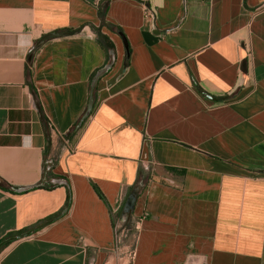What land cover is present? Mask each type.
<instances>
[{"label":"crops","instance_id":"0c3cea01","mask_svg":"<svg viewBox=\"0 0 264 264\" xmlns=\"http://www.w3.org/2000/svg\"><path fill=\"white\" fill-rule=\"evenodd\" d=\"M0 183V264H264V0H0Z\"/></svg>","mask_w":264,"mask_h":264},{"label":"water","instance_id":"95a60500","mask_svg":"<svg viewBox=\"0 0 264 264\" xmlns=\"http://www.w3.org/2000/svg\"><path fill=\"white\" fill-rule=\"evenodd\" d=\"M72 33L70 34H66V36H71ZM40 43H38L37 45H39ZM109 55H110V60L109 62H107L103 68H101L93 77L92 81H91V85H90V90L91 92L95 89L96 85H97V82L103 77L105 76L112 68L113 64H114V54L113 52H109ZM92 111V98L90 97L89 99V102H88V105H87V108H86V111L84 112L83 116H82V120L80 121V124L83 122V120L87 119L90 115ZM58 182V181H57ZM59 183H62L64 184V182H61L59 181ZM135 198H136V195L135 194H131L125 204H124V207H123V217L124 218H128L133 210V207H134V202H135ZM31 235V232H27V233H24V234H20L18 236H15V237H12V238H9L3 242L0 243V248L3 246V244H8V243H11L13 241H18V240H21V239H24L28 236Z\"/></svg>","mask_w":264,"mask_h":264},{"label":"trees","instance_id":"16d2710c","mask_svg":"<svg viewBox=\"0 0 264 264\" xmlns=\"http://www.w3.org/2000/svg\"><path fill=\"white\" fill-rule=\"evenodd\" d=\"M98 35H99L98 37H99L100 45L103 47L104 51L107 52V50L111 49L112 47L110 46V44L108 42L105 41V39L100 34H98ZM46 39H47L46 37L42 38L41 42L45 41ZM39 187H41V186H39ZM0 188L3 189V190H6V191L10 190V189L6 188L5 186H3L1 183H0ZM98 195H99L100 198H102V196H101V194H99V192H98ZM68 203H69V194L67 196V201H66V206H65L66 208L68 206ZM15 235H18V234L17 233L11 234V235L7 236L6 239L0 241V243L5 241V240H7V239H9V237H13ZM7 245L8 244H6V243L3 244V246H7Z\"/></svg>","mask_w":264,"mask_h":264},{"label":"built area","instance_id":"2783aa9c","mask_svg":"<svg viewBox=\"0 0 264 264\" xmlns=\"http://www.w3.org/2000/svg\"><path fill=\"white\" fill-rule=\"evenodd\" d=\"M153 14H154L153 10H151V9L147 10L146 9V13H145L146 17H151V16H153Z\"/></svg>","mask_w":264,"mask_h":264}]
</instances>
